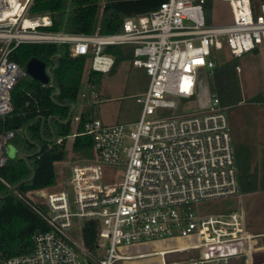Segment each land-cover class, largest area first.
Listing matches in <instances>:
<instances>
[{
	"label": "built area",
	"instance_id": "2783aa9c",
	"mask_svg": "<svg viewBox=\"0 0 264 264\" xmlns=\"http://www.w3.org/2000/svg\"><path fill=\"white\" fill-rule=\"evenodd\" d=\"M206 1L166 0L156 11L124 19L115 34L84 36L52 31L50 16H30L33 0H0L1 119L11 110L10 91L25 76L9 58L22 44H67L72 56L87 57L89 71L102 74L115 61L106 47L132 46L131 65L148 77L147 90L138 98L139 120L86 124L82 135L92 138L93 158L68 162L64 187L34 192L38 202L29 197L44 207L35 210L50 231L33 235L30 254L0 259V264H116L151 256L158 264H207L250 253L256 235L249 233L243 212L198 217L191 211L199 202L239 195L225 108L212 95L199 112L167 114L176 100L199 95L200 78L215 67L216 54L225 48L233 59L255 53L264 64V3L224 0L232 22L212 26L204 15ZM86 87L90 99L98 100L95 87ZM77 135H71L72 141ZM10 137H0V149ZM67 139L58 138L56 144ZM4 163L0 153V166ZM104 167H123L120 180L105 181ZM86 222L96 224L95 253L82 242ZM100 239L108 241L103 249ZM159 240L185 243L135 256L124 253Z\"/></svg>",
	"mask_w": 264,
	"mask_h": 264
},
{
	"label": "trees",
	"instance_id": "16d2710c",
	"mask_svg": "<svg viewBox=\"0 0 264 264\" xmlns=\"http://www.w3.org/2000/svg\"><path fill=\"white\" fill-rule=\"evenodd\" d=\"M165 1L33 0L29 15L50 16L53 20L52 31L90 36L97 29L99 35L106 36L117 33L124 19L156 11ZM209 1L211 0L203 5L207 22L210 17ZM105 53L115 60L107 73L113 74L120 63L132 60L133 47L108 46ZM9 58L23 70L33 58L43 62L52 82L45 86L23 76L10 91V112L3 119L0 118V137L11 134L0 149L1 156L5 158V163L0 166V259L30 254L33 235L50 231L36 211L44 207L33 203L29 195L57 188L59 179L55 167L65 162L67 152L65 142L57 145L56 140H66L72 135L71 124L75 109L72 113L70 111L72 106L76 107L87 63L85 56H72L71 46L67 44H22ZM238 59L223 64L216 62L210 71V96L215 95L220 106L225 109L241 102V89L236 73ZM103 75L88 71L87 83L95 87ZM251 102L263 104V95L260 93ZM94 120L97 119L92 116L91 111L79 114L75 127V133L79 135L74 137L71 145L72 162L93 158L92 138L82 134L86 124ZM8 149L14 150L12 157L7 155ZM20 154L27 155V160L19 159ZM234 154L239 194L263 190L264 185L258 186L256 180H249L242 167L240 150L235 149ZM15 186V190L10 192ZM81 234L84 247L95 253L96 224L86 222Z\"/></svg>",
	"mask_w": 264,
	"mask_h": 264
},
{
	"label": "rangeland",
	"instance_id": "374dc122",
	"mask_svg": "<svg viewBox=\"0 0 264 264\" xmlns=\"http://www.w3.org/2000/svg\"><path fill=\"white\" fill-rule=\"evenodd\" d=\"M209 3V21L212 26L229 25L232 22V14L228 3L224 0H211ZM264 3V0H256L254 5ZM103 4H101L102 9ZM100 9V11H101ZM98 15V20L100 18ZM94 34H98L97 29ZM216 62L223 64L227 61L233 60L229 51L225 48L223 51L216 54ZM238 75L239 85L241 89V102L236 106L227 107L225 109L229 120L232 134L244 129V123L248 121L264 122V105L252 103V98L257 97L260 93L264 99V64L262 57L255 53H247L238 59ZM89 71L88 62L85 65L83 78L79 90V96L75 107V115L82 111H91L95 119H101L108 124H122L131 125L137 122L141 113V105L138 98L145 94L148 86V77L142 69L135 68L130 61H124L119 64L113 74H104L100 83L95 86V91L99 96L98 100H92L89 97L87 89V75ZM209 76L210 72L203 74L200 78L199 95L189 100H176V108L167 112L170 116L183 115L188 113L199 112L210 99L209 91ZM84 95L85 97H82ZM102 116V117H101ZM77 122L72 121V134L75 132ZM72 137L70 136L65 144L67 158L65 163L55 167V171L59 182V186H65L66 180H69V171L67 163L72 162L73 154L71 153ZM9 157L13 156L12 150H7ZM66 165V166H65ZM105 181H119L124 171L123 167H104ZM116 172V175L113 172ZM69 199L72 211H75L73 205L72 189L68 187ZM34 193L29 197L34 202H38L39 198ZM251 198V197H250ZM248 196L237 195L233 197L219 198L209 201L199 202L192 206V212L195 216H219L227 215L232 212H240L241 208L247 205ZM81 225V222H78ZM77 236L75 235V238ZM184 240L180 241H151L138 246H133L124 250V253L130 256H135L140 253H153L158 250L175 248L183 245ZM100 249L108 245L105 239L99 240ZM116 264H158L157 257H147L142 260L132 259L130 262H118ZM207 264H243L240 260L229 258L225 262L212 261Z\"/></svg>",
	"mask_w": 264,
	"mask_h": 264
},
{
	"label": "crops",
	"instance_id": "0c3cea01",
	"mask_svg": "<svg viewBox=\"0 0 264 264\" xmlns=\"http://www.w3.org/2000/svg\"><path fill=\"white\" fill-rule=\"evenodd\" d=\"M97 120L105 125H114L101 119ZM243 126L245 130L240 129L234 135L231 131L234 150H240L242 167L246 170L249 180H256L258 186L264 185V122L248 121ZM12 153L14 154V150ZM242 196H248L249 199L246 201V211L242 207L240 212L244 213L249 233L256 235V238L250 253L234 258L243 264H264V189L247 192Z\"/></svg>",
	"mask_w": 264,
	"mask_h": 264
},
{
	"label": "water",
	"instance_id": "95a60500",
	"mask_svg": "<svg viewBox=\"0 0 264 264\" xmlns=\"http://www.w3.org/2000/svg\"><path fill=\"white\" fill-rule=\"evenodd\" d=\"M25 75L30 77L31 79L41 83L42 85H50L52 80L49 76V71L46 69V66L43 62H40L37 59H31L27 62L25 66ZM75 106H72L70 113L73 112ZM15 153V152H14ZM27 155L20 154L19 159L27 160ZM33 178V177H32ZM17 186L11 188L10 192L14 191ZM9 192V193H10ZM2 199V198H0Z\"/></svg>",
	"mask_w": 264,
	"mask_h": 264
}]
</instances>
